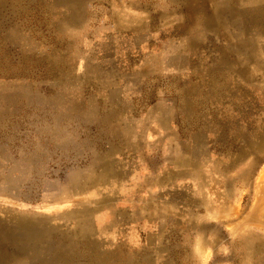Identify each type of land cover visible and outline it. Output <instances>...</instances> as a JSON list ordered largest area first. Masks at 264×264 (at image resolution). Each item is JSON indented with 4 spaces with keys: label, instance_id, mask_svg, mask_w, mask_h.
<instances>
[{
    "label": "rangeland",
    "instance_id": "374dc122",
    "mask_svg": "<svg viewBox=\"0 0 264 264\" xmlns=\"http://www.w3.org/2000/svg\"><path fill=\"white\" fill-rule=\"evenodd\" d=\"M0 264H264V0H0Z\"/></svg>",
    "mask_w": 264,
    "mask_h": 264
}]
</instances>
